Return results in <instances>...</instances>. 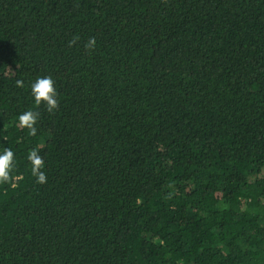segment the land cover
I'll use <instances>...</instances> for the list:
<instances>
[{
    "label": "trees",
    "instance_id": "1",
    "mask_svg": "<svg viewBox=\"0 0 264 264\" xmlns=\"http://www.w3.org/2000/svg\"><path fill=\"white\" fill-rule=\"evenodd\" d=\"M5 148L0 264H264V0H0Z\"/></svg>",
    "mask_w": 264,
    "mask_h": 264
},
{
    "label": "clouds",
    "instance_id": "2",
    "mask_svg": "<svg viewBox=\"0 0 264 264\" xmlns=\"http://www.w3.org/2000/svg\"><path fill=\"white\" fill-rule=\"evenodd\" d=\"M79 37H74L70 41V45L76 43ZM96 39L95 37H90L85 43L84 47L86 50H92L95 48ZM16 87L23 88V80H16ZM31 94L34 97L35 104L37 106L42 103L46 105V110L49 113L54 112L59 107V101L57 99V90L55 87V81L51 76H45L37 78L34 83L31 84ZM39 118V113L28 110L23 112L18 117L19 127L22 129H28L29 135L35 136L37 134V121ZM14 159L15 154L11 148H5L3 153H0V183H9L13 180L12 172L14 170ZM27 161L31 165V175L36 178L38 184H44L47 182L46 173L43 171L45 167V161L43 157L39 154L36 148L29 150L27 154Z\"/></svg>",
    "mask_w": 264,
    "mask_h": 264
}]
</instances>
